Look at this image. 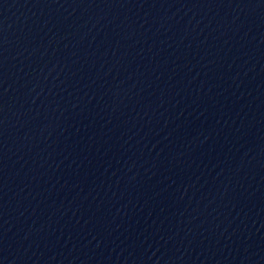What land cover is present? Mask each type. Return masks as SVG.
I'll list each match as a JSON object with an SVG mask.
<instances>
[{
  "label": "water",
  "instance_id": "obj_1",
  "mask_svg": "<svg viewBox=\"0 0 264 264\" xmlns=\"http://www.w3.org/2000/svg\"><path fill=\"white\" fill-rule=\"evenodd\" d=\"M0 264H264V0H0Z\"/></svg>",
  "mask_w": 264,
  "mask_h": 264
}]
</instances>
